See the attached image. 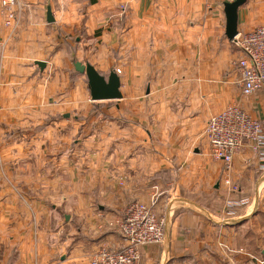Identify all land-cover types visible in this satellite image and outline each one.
<instances>
[{"label": "crops", "instance_id": "1", "mask_svg": "<svg viewBox=\"0 0 264 264\" xmlns=\"http://www.w3.org/2000/svg\"><path fill=\"white\" fill-rule=\"evenodd\" d=\"M232 1L83 0L80 5L78 0H16L12 8L14 17L8 25L0 12V128L16 129L4 134L7 140L19 142L23 137L34 142L33 147L25 150L22 143L0 150V171L8 172L11 180L5 189V195L10 197L0 200V242L3 243L0 264H86L87 255L99 246L119 249L125 245L121 236L116 231H100L94 221H118L133 201L152 205L164 220L163 243L143 247L140 264H168L170 259L177 258L172 264L190 259H194V264H206L201 254L208 255L212 227L204 223V214L190 206L189 200L176 205L173 200L176 190L172 193L169 183L156 179L155 174L161 168H169L174 148L162 149L159 160L154 135L144 133L141 126L149 123V119L155 124L156 117H161L163 125H182L183 133H191L194 126L203 128L212 115L232 102L236 75L228 67L233 54L225 37L223 13V4ZM48 9L52 23L46 21ZM237 15V31H248L261 24L264 0H246ZM76 28L83 29L82 35L74 36ZM76 61L92 65L103 76L112 71L118 76L122 97L97 102L115 101L119 108L116 115L121 114L118 121L123 122V110H127L124 119L134 125L132 133L120 127L113 178L108 177L102 161L96 166L98 172L77 173L78 181L74 180L67 160L66 164L63 160L59 163L72 172L66 186L68 191L60 199L65 202L69 214L64 219L71 220L68 226L72 231H68L58 246L50 241L62 229L58 223V203L42 200L41 179L28 185L24 175L27 168L15 160L4 165L2 158L32 152L42 156V148L55 147L52 142L73 137L74 132L69 130H74L75 118H69L68 113L85 108L87 103L88 108L91 103H97L90 100L84 75L74 70ZM38 63H44V68ZM116 70L120 72L117 74ZM85 98L88 100L83 101ZM46 102L61 116L44 119ZM176 102L179 110L172 111L170 106L174 103L175 107ZM243 106L264 127V92L250 96ZM29 125L35 128L28 135ZM90 137L84 141L92 140ZM46 141L51 144L47 145ZM177 149L179 152L173 155L185 157L186 146L180 144ZM192 150L200 151L202 158L198 161L192 158L194 162L188 168L181 166L178 172L183 175L178 185L193 181L198 174L208 173L211 177L205 165H196L209 161L206 140L200 143V150ZM86 151L103 155L98 149ZM71 152L68 150L67 156ZM90 169L95 167L90 164ZM11 170L15 173H10ZM232 171V180L239 185L234 198L248 199L246 205L237 208L238 216L231 221L234 222L264 203V161L260 162L257 154L244 146L233 158ZM54 185L52 182L51 187ZM32 188L35 195L28 197L26 190ZM38 188L40 195L36 196ZM14 191L19 194L17 200L11 196L16 195ZM167 191L172 198L165 199ZM222 205L220 200L214 210L205 211L218 216ZM53 224H56L54 229H49Z\"/></svg>", "mask_w": 264, "mask_h": 264}, {"label": "rangeland", "instance_id": "2", "mask_svg": "<svg viewBox=\"0 0 264 264\" xmlns=\"http://www.w3.org/2000/svg\"><path fill=\"white\" fill-rule=\"evenodd\" d=\"M78 1H80L79 4L82 5L83 0H78ZM226 1H230V0H226ZM80 11H82V9H80ZM263 24H264V21L261 24L252 27L248 31H251L252 29L258 26H261ZM248 31L240 30L238 32L241 34H244ZM73 32H74V36H76V35H82L84 31L82 28L81 29L76 28V29H73ZM74 43H75L74 45L78 44V42H74ZM230 46L232 49L233 57L228 62V67L230 70H232L235 73L236 78L233 83L234 90H235V96L232 102L228 104L227 106L231 105L232 103H236V104H239L240 107L244 111H246L243 106V101L247 100V98H250V96L257 94L258 92L252 93L251 95L246 96V97H241L240 88H239V77H238V72L235 66L237 58L239 57V54L241 52L239 48L237 46H234L231 42H230ZM92 49L94 48L91 47V50ZM163 64H164L163 67H165L166 63H163ZM77 76L78 75L76 74V81H75L76 85L78 84ZM174 80H177V78H175ZM142 97L144 96L142 95ZM84 100L87 101L88 98L83 99V101ZM76 101L80 102V100L77 99V96H76ZM50 102L52 103V100H50ZM51 103H48V104L47 102L45 103L46 106L43 108V114H42L44 119L49 118V117H54V116H61V114L54 112L55 109H53L51 105H49ZM115 104H116L115 101L104 102V103L97 102V103H91L90 107L88 108L89 103H87L85 108L84 107L80 109L76 108L70 111L68 113V117L75 118L74 130H69V132H72V133L74 132L73 137L70 138L71 135H69V140H65V141L58 140L56 142H52V144H54L55 147L53 146L50 148L48 146L46 149L42 148L43 150L42 156H39L32 152V153H28V155L26 154H22L20 156L12 155L10 157L2 158L4 160V165H7V163H11L12 160H15V161H18L23 168L25 169L27 168L26 169L27 171L24 175L27 179L28 185L34 183L35 180L38 181L41 179L43 182L42 195H41L42 200H48L46 202L50 201V202L58 203L59 206L56 205V207H59L58 223H59V228H62V229H61V232L56 236V238H50V241H53L58 246L61 244V239L66 236L68 231L69 232L72 231V229L68 226V223H70L71 220L69 218H68L69 220L67 221L64 219V216H67L69 214L64 205L65 202H61L60 200L61 196H64L66 192L68 191L66 186L72 176V172L68 171L67 168H63L62 165H59V163L63 160L62 162L66 164V160L68 161V165L73 170L75 181H78V178L76 176L77 173L84 174L86 173V171H88L89 174H92V172L90 171L98 172V169L96 168V166L101 165L100 164L101 161H102V164L103 163L106 164L105 167H106V172H107L108 177L110 179L114 177L115 175L114 169H113V167L115 166V157H114L115 152L114 151L116 150V147H118L117 141H118V134L121 131L120 127H123L124 130H127L129 133H132L133 125H134V124L130 125V123L128 124V122H126L128 120L126 119L125 121L124 119L126 115H128L127 110H123L124 112L123 113L124 117L122 120L123 122L121 123V121H118V118L121 119V114H120V117L116 115V111L118 112L119 108ZM184 105L185 104H183V106ZM170 107L172 111L179 110L178 102H176L175 107H174V103ZM158 111L159 113L162 112L161 109ZM139 113H141L140 110H139ZM178 119H181V118L179 117ZM161 120H162L161 117L159 118L156 117L155 124H152L151 119H149V123L144 122V125L141 126L144 133H151L152 135H154L153 143L155 145V150L157 152L156 154L160 158V159L159 158L157 159L162 160L161 158L162 149H173L174 148V150L171 151L169 168H164V169L161 168L155 174V177L156 179H159L164 184L169 183L173 187L171 191L172 193H174L173 191L174 189L176 190L175 196L173 197V200L176 201V205L180 204L178 202H181V200H189L188 204L190 206H195L197 209L201 210L202 214H204V218H203L204 223L212 227V231H211L212 233H211L210 241H209L210 244L208 245L209 248H207L209 250L207 254L213 255L216 258H212L211 256L209 257L206 254H201L202 257L206 258V259L203 258L205 260V263L214 264V261H215L216 264L217 263L219 264H264V203L259 204L260 205L259 208L254 209V211L249 213L245 218L243 217L244 219L240 218L234 222H231L234 218H237L238 211L236 208L235 209L229 208L227 206V202L229 201L235 202L234 200H240L242 198L240 199L234 198V196L236 195L235 193L233 194L228 193V190L225 187L223 180H222L224 168L221 163L220 165L219 162H214L211 156H208L209 161L207 163H203V162L196 163L197 166L205 165L207 171L211 172V177L209 176L208 173H206L207 175L198 174L197 176H195L193 181L190 180L189 182H185V183L180 182L182 184L179 183L178 185L177 182L180 179V175H183L178 172L181 166L185 165L186 166L185 168H188L194 162L193 160H191L192 158H194L197 161L199 160V158H202L200 156L201 153L199 154L200 151L195 153L194 150H192V148L200 150V143L202 144V141L204 142L207 137V132L205 129L206 125L204 124L203 128L201 125L199 126L192 125L194 126V132L183 133L182 125L181 126L173 125V124L163 125L161 123ZM261 125L263 124L261 123ZM34 128H35L34 125L27 126L26 129H27L28 135L34 131L32 130ZM68 128L71 129V126L69 125ZM11 130L12 131H9L8 127L1 126L0 132L2 135L0 134V150H2L3 148H7L8 146H14L15 143L16 144L22 143L21 147L24 150L28 149V147L30 146L31 147L34 146V142H32L33 143L32 144L29 139L25 141L23 137H21L19 142L18 140H13V141L7 140L4 134L13 133L14 131H16V129L14 130L11 129ZM100 134L103 136L99 137L98 135ZM89 136H91L90 138L92 140L84 141L85 137H89ZM167 136H170V137H167ZM64 137H66V135ZM166 137H167V140H166ZM179 138H182L180 142L178 141ZM45 143L47 145L51 144L48 141H46ZM180 144L181 145L183 144V146H186L185 157L179 156V155L178 156L173 155V152H176V153L179 152V149L177 148L180 147ZM42 146H44L43 143H42ZM11 148L13 149L14 147H11ZM88 149L101 150L99 152L103 153V155L101 154L98 156L97 154H93V153L87 154L86 150ZM68 150H72L69 156H67ZM251 151L253 152V150ZM208 152L210 155L209 148H208ZM253 153L255 154V152ZM257 158H258V155H257ZM90 164H92V166L95 167V169L89 170ZM40 165H41V170L38 171L40 169ZM9 172L12 174L15 173L12 170ZM219 173H220V176L218 177ZM35 176H37L36 179H35ZM10 181L11 180H10V176L8 172L6 173L4 171L3 172L0 171V200H8L7 198L10 197L9 195H5V189L9 185ZM52 182H55L56 185L51 187ZM216 185L217 187H215ZM222 186H223V189H221ZM169 190L171 189L169 188ZM14 192L16 193V195L12 194L11 196L16 197V200H17L19 194L16 191ZM26 193L28 197L30 196L33 197L35 195V191L33 188L27 189ZM39 195H40V192L38 188L36 196H39ZM164 195H165V199L167 197L168 199L172 198L171 195L168 194V191ZM220 200H223V205L220 210V215L218 216L214 214L210 215L207 213V211H205V210H212V208L214 210L219 205ZM133 202H137V201H133ZM122 216L119 217L118 221H113V223H111V221H108V220L107 221L99 220L100 222L94 221V224L98 227L100 231H103V230L116 231L117 234L121 236L119 233V223H120ZM55 225L56 224L50 225L49 229H54ZM76 227L77 226H75V228ZM222 231H225V232L223 233ZM0 241H2V238H0ZM2 244L3 243L0 242V249L2 248ZM67 244L68 242L66 240V245L63 246L64 249L67 248ZM153 246H157V245H153ZM99 247H105L113 251L120 250L123 248L121 247L119 249H113V248H109V246H106V245H102ZM61 252L62 251L60 249V253ZM60 253L58 254L60 255ZM59 255H56L55 259H58ZM1 256H2V249L0 250V257ZM140 258H141V252H140ZM88 259L89 257H87V260H85L86 264H89ZM177 259H170L168 264H172V260H177ZM193 260L190 259V261H184L182 264H194Z\"/></svg>", "mask_w": 264, "mask_h": 264}, {"label": "built area", "instance_id": "3", "mask_svg": "<svg viewBox=\"0 0 264 264\" xmlns=\"http://www.w3.org/2000/svg\"><path fill=\"white\" fill-rule=\"evenodd\" d=\"M16 0H0V12L6 25L13 20ZM240 50L235 63L239 77L241 97L264 92V24L244 34L237 33L230 41ZM120 71L116 70L118 74ZM206 142L210 156L224 168L222 180L229 194L237 193L239 185L233 181L232 162L235 154L248 146L264 161V127L251 117L239 104L232 103L212 115L206 124ZM248 199L227 202L231 209L240 208ZM119 233L125 241L120 250L98 247L88 257L89 264H140L143 247L159 245L164 240V220L152 205L131 202L124 210L119 223Z\"/></svg>", "mask_w": 264, "mask_h": 264}, {"label": "water", "instance_id": "4", "mask_svg": "<svg viewBox=\"0 0 264 264\" xmlns=\"http://www.w3.org/2000/svg\"><path fill=\"white\" fill-rule=\"evenodd\" d=\"M246 0H233L232 2H225L223 4V13L225 20V37L227 40L232 41L237 35V10L245 3ZM47 23H52L53 17L48 9L46 12ZM44 68V63H38ZM74 70L83 74L86 78L87 89L89 91L90 100L97 101H110L120 99L121 93L119 91L120 81L118 76L112 71L107 76L99 74L95 68L86 63L82 64L78 61L73 64ZM217 187V185L215 186ZM67 219V218H65Z\"/></svg>", "mask_w": 264, "mask_h": 264}]
</instances>
